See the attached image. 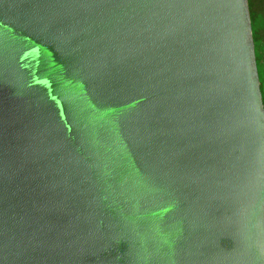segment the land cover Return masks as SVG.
Wrapping results in <instances>:
<instances>
[{
  "label": "water",
  "instance_id": "obj_1",
  "mask_svg": "<svg viewBox=\"0 0 264 264\" xmlns=\"http://www.w3.org/2000/svg\"><path fill=\"white\" fill-rule=\"evenodd\" d=\"M0 264H264L250 0H0Z\"/></svg>",
  "mask_w": 264,
  "mask_h": 264
},
{
  "label": "trees",
  "instance_id": "obj_2",
  "mask_svg": "<svg viewBox=\"0 0 264 264\" xmlns=\"http://www.w3.org/2000/svg\"><path fill=\"white\" fill-rule=\"evenodd\" d=\"M259 72L264 95V0H250Z\"/></svg>",
  "mask_w": 264,
  "mask_h": 264
}]
</instances>
